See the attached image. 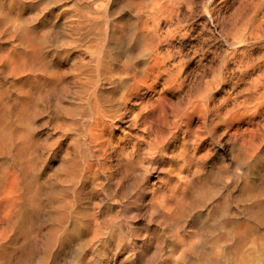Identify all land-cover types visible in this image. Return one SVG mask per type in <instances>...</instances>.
<instances>
[{
    "label": "bare ground",
    "instance_id": "obj_1",
    "mask_svg": "<svg viewBox=\"0 0 264 264\" xmlns=\"http://www.w3.org/2000/svg\"><path fill=\"white\" fill-rule=\"evenodd\" d=\"M227 11L0 0V264H264V65L230 67Z\"/></svg>",
    "mask_w": 264,
    "mask_h": 264
},
{
    "label": "rangeland",
    "instance_id": "obj_2",
    "mask_svg": "<svg viewBox=\"0 0 264 264\" xmlns=\"http://www.w3.org/2000/svg\"><path fill=\"white\" fill-rule=\"evenodd\" d=\"M227 24L230 51L234 52L233 38L236 35L252 41L237 47L238 52L230 66L233 71H237L247 60L259 62L260 66H263L264 0H228ZM212 31L205 36L204 43V52L209 59L217 57L223 49L220 24Z\"/></svg>",
    "mask_w": 264,
    "mask_h": 264
}]
</instances>
